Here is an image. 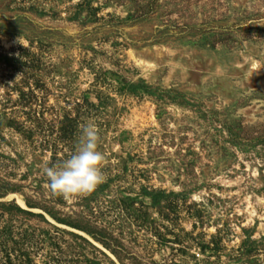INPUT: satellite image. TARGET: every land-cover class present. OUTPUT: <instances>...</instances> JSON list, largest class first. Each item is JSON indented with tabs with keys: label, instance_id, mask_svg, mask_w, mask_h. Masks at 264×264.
Wrapping results in <instances>:
<instances>
[{
	"label": "rangeland",
	"instance_id": "1",
	"mask_svg": "<svg viewBox=\"0 0 264 264\" xmlns=\"http://www.w3.org/2000/svg\"><path fill=\"white\" fill-rule=\"evenodd\" d=\"M0 264H264V0H0Z\"/></svg>",
	"mask_w": 264,
	"mask_h": 264
},
{
	"label": "clouds",
	"instance_id": "2",
	"mask_svg": "<svg viewBox=\"0 0 264 264\" xmlns=\"http://www.w3.org/2000/svg\"><path fill=\"white\" fill-rule=\"evenodd\" d=\"M99 133L94 123L86 122L79 127L75 150L67 158L42 166L48 189L55 196L65 199L87 196L103 183L104 153L99 148Z\"/></svg>",
	"mask_w": 264,
	"mask_h": 264
}]
</instances>
